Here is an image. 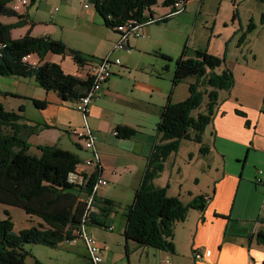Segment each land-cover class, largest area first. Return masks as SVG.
<instances>
[{
    "label": "trees",
    "instance_id": "16d2710c",
    "mask_svg": "<svg viewBox=\"0 0 264 264\" xmlns=\"http://www.w3.org/2000/svg\"><path fill=\"white\" fill-rule=\"evenodd\" d=\"M174 1L165 0L164 5L168 7ZM12 2L13 0H0V16L17 19L11 24L0 22V77L34 79L38 87L46 92L56 93L63 102L72 103L75 107L90 91L91 79L66 74L60 65L46 62V57L50 53L69 55L82 68L102 59L71 49L63 41L50 36L32 35L35 26L33 22L23 37L13 38V30L28 25L29 17L25 13L20 14V10H14ZM73 2L84 3L81 0ZM88 4L102 18L103 26L117 34L118 26L132 18L147 21L152 16L151 8L157 1L89 0ZM234 16H237V10ZM254 28L255 25L251 24L248 31ZM186 50L187 47L174 60L172 84L175 87L189 77L196 80L190 84L189 96L184 101L169 102L161 108L157 124L160 139L148 159L146 172L135 191L133 201L124 210L126 222L122 232L127 243L133 241L144 247L170 253L175 251L173 238L176 225L187 219L190 210L204 211L208 197L200 195L191 203L185 204L179 197L169 196L167 188L157 187L154 180L164 170L166 160L178 152L183 140L201 144V153L205 154L203 135L217 114L219 92L230 91L235 85L234 74L230 69L216 72L224 65V59L203 49L196 50L194 57L190 58ZM112 53L116 52L112 50ZM28 55H35L38 64L32 65L29 61H24V57ZM156 55L166 61H173L161 52H156ZM32 102L40 110L47 106L46 101L32 99ZM202 108L205 112L193 115ZM19 112L9 111L0 103V203L20 208L31 219L38 218L40 221L17 233L10 218L0 220V264H26L29 256L25 250L27 244L50 248H58L65 242L76 244L80 241L76 231L81 227L87 229L89 225H101L112 232L113 227H107L100 219L110 215L117 206L112 199L98 197L99 190L109 182L102 177L103 168L96 142V151L88 149L73 133V130L79 129L70 130L77 148L82 147L92 153V158L85 163L87 166H94L95 170L88 176L78 171L82 164L81 158L61 146L39 145L36 148L38 153L32 154L30 136L53 127L27 119L23 115V107ZM237 114L247 117L246 113L239 110ZM82 115L84 117L83 113ZM246 126H250L249 120L246 121ZM115 132L121 139H131L137 133L127 126H118ZM96 152L99 160H96ZM71 174H76L77 180L81 178L83 182L72 181ZM99 180L107 183L94 192ZM90 199L92 202L88 207ZM258 239L264 244V232L259 233ZM85 257L88 264H93L87 254ZM36 264L41 263L36 261Z\"/></svg>",
    "mask_w": 264,
    "mask_h": 264
},
{
    "label": "crops",
    "instance_id": "0c3cea01",
    "mask_svg": "<svg viewBox=\"0 0 264 264\" xmlns=\"http://www.w3.org/2000/svg\"><path fill=\"white\" fill-rule=\"evenodd\" d=\"M66 1L65 11L60 12L61 15L53 20V25H64L65 20L74 17L83 24L97 22V13L89 4ZM245 5L250 6V0H240L236 8L237 16L231 13L230 17L224 15L220 21L219 17L213 21L210 29L211 37H209L205 47L207 51L215 56L222 57L221 50H217V52L211 50V39L217 32L219 25L223 30L219 37H222L225 43H227L226 39H231V42H233L232 37L239 38L241 36L247 43L246 40L251 36L254 37L255 32H258L259 36L264 34V12H258L255 16L254 8L249 10L245 8ZM168 7L169 9L164 15L171 11V5ZM219 12L220 9L217 14ZM150 15L154 17L164 16L157 15L152 11ZM34 24L35 28L37 24L36 22ZM251 24L255 25V28L248 31ZM53 25L47 26L42 34L32 35L50 36L55 40L63 41L71 49L90 55L84 50L83 46L80 47L78 44L72 43L65 36H57V27ZM147 26L143 29L144 37L140 38L135 45L131 43V52L123 53L124 57L121 64L112 67L113 75L103 86L100 95L93 100L87 117L88 126L96 137V147L103 168L102 177L106 180L107 177L110 179L115 177L117 180L133 181L134 190L140 186L147 169L148 159L155 144H158L160 139L157 124L160 120L161 108L169 102L179 103L184 101L189 96L190 84L196 80L194 78L190 79L183 87H179V85L167 87L154 85L151 81H139L135 77L137 73L135 66L133 67L135 57H140V53L147 50H155L160 47V39L149 28L147 29ZM62 27L64 28V26ZM114 39H116L114 40L115 45L118 35ZM140 41L143 42L140 43ZM229 48L230 46L226 45L225 56H223L225 63L216 72L221 73L226 68L230 69L234 74L235 85L230 91L219 92V108L212 125H210V137L208 139V137L203 136L204 155L211 157L213 161L218 160L215 164L211 186L206 185L205 187L193 189L190 186L186 188L184 185H178L172 188L171 184L165 185L160 182L162 173L154 180L157 187L167 188L169 196L179 197L185 204L191 203L200 195L208 197V203L204 211L192 209L189 211L187 219L176 225L173 238L175 251L173 253L162 252L165 257L170 256L171 263L167 264H263L264 262V244L258 239L259 233L264 232V71L261 72V77H256V56L253 55V61H251L244 55L245 50L254 53L252 47H246L241 52V57H238L236 62L232 63L227 58ZM195 51H193V56ZM182 53L175 56V52L168 51L165 55L171 57L173 59L171 62H174ZM114 54L112 51H108L99 56L95 54L91 56L105 59L109 56L112 57ZM33 59L38 61L37 57ZM240 59L243 63L240 62ZM162 60L152 63L151 70L159 75V79L168 80L169 83H172L174 71L167 65L169 61ZM45 61L60 65L66 74L79 77L87 76L89 65L82 68L69 55L50 53ZM240 66L243 67L241 71L243 80L242 83L240 82L241 87L239 88L236 74ZM146 71H148L147 68ZM166 71H168V74H165ZM121 73L126 75L122 79L123 81L131 80L134 88L139 89V96L125 94V90L120 86L123 81L114 78V76ZM25 82L37 86L34 79L0 77V103L7 110L18 113H20V108L23 107L25 117L30 111V115L28 114L30 119L26 117L27 119L53 127V129H45L38 134L31 135L29 142L32 147L58 145L70 150L82 160L78 171L90 176L95 167L87 166L85 162L92 158V153L82 147L77 148L76 142L69 131L73 127H68V122L65 120L67 114H71L74 123L79 125V115L71 113L68 110L70 104L63 102L54 92H46L43 89V92L39 91L36 88L40 87H35V85H33L35 89L31 93L26 92ZM177 92H179L178 96H176ZM11 97L24 99L33 106L32 99L46 101L47 106L43 110L34 106L39 112L34 111L32 107L28 108L25 102H20L18 106L13 104L11 108H7L6 103ZM124 109L127 112L140 113V119L137 117L133 122L116 120L119 115H127V112L125 114L119 112L124 111ZM237 110L246 113L247 117L237 114ZM247 120L250 121L249 127L246 126ZM118 126L135 129L137 135L131 139H121L118 136L115 139L113 133ZM153 126L154 128H152ZM57 127L59 129L64 127L67 131L63 134V130H61L62 132L58 134L55 144H52L53 142L33 144L32 140L34 138L50 130H58ZM123 142H133V145ZM182 147L183 141L180 144V148ZM200 148L201 146H199V153L203 155ZM170 158L171 156L166 162ZM176 158L173 162H176ZM115 167L117 168L114 169ZM210 167L212 169V166L208 165L209 169ZM119 171L122 173L120 174ZM210 171L213 172V170ZM260 171L263 174L260 175ZM106 226L111 227L108 224ZM201 250L205 252L204 258L196 260L195 254Z\"/></svg>",
    "mask_w": 264,
    "mask_h": 264
},
{
    "label": "rangeland",
    "instance_id": "374dc122",
    "mask_svg": "<svg viewBox=\"0 0 264 264\" xmlns=\"http://www.w3.org/2000/svg\"><path fill=\"white\" fill-rule=\"evenodd\" d=\"M27 1L28 5L26 7H21L19 13L28 14V25L24 26L23 28L13 30L12 36L15 39L23 37L30 29V24L32 22H36L37 24L33 29L32 34H42L47 26L53 25V20H56L58 16L61 15L60 12L65 11L64 5H67L66 0ZM156 1L157 4L151 8V11L160 16L166 14L169 7L164 5L165 0ZM238 1L240 2V0H197L196 2L189 3L183 12L174 16L167 22H161L159 24L147 26L146 28H149L152 33L160 39V47H157L155 50H147L144 53H140V57H135L136 60L133 61V67L135 66L137 72L135 77L139 81H151L154 85H162L167 87L173 86V84L169 83L168 80L159 79V75H156V73L151 70L152 63L155 61H163L156 55V52L165 54L168 51H173L176 54L175 56H179L184 48L187 47V56L192 58L194 57L193 51L199 50L198 48L207 50L205 47L207 46L209 37H211L210 29L213 21L218 17L220 21L224 15L230 17L231 13L234 15L235 10H237V5L239 4ZM201 2L202 4H200ZM245 8H248L249 10L254 8L256 14L255 16H257L258 12H264V1L250 0V6L245 5ZM219 9L220 12L217 14ZM96 20L97 22L93 24H83L74 17L65 20L64 25L53 26L57 27V36H65L68 40H71L72 43L78 44L80 47L83 46L84 50H86V52H88L90 55L95 54L99 56L104 52L112 51L114 47V40H116L114 38H117V35L113 30L103 26L102 18L98 14H96ZM16 21V18L0 16V22L5 24L15 23ZM62 26H64V28ZM221 32H223V30L219 25L217 32L212 36L211 39V50L214 52L221 50L222 57L220 58L224 59L223 56H225V47L226 45H229L230 48L227 58L232 63L236 62L238 57H241V52L246 47H252L254 53L247 52L245 50L244 55L247 56L251 61H253V55L256 56L257 60L255 64L257 73L255 76L258 78L261 77V72L264 71V34L259 36L258 32H255L254 37L251 36L246 40L247 43H245V39L242 36L239 38L232 37L233 42H231V39H226L227 43H225L224 39L219 37ZM138 40L132 41V45H135ZM142 42L143 41H140V43ZM125 52H127V50H122L115 53L111 57L112 60L117 58L123 60V53ZM240 62H242L241 59ZM167 65H169L172 71H174V62H167ZM146 68L148 71H146ZM242 69L243 67L240 66L236 74L238 81L237 85L239 88L241 87L240 82L242 83L243 80V74L241 75ZM165 74H168V71H166ZM125 77L126 75H123V73L114 76L115 79H119L120 81H123L122 79ZM190 79H193V77H189L184 81L185 83H180L179 87L186 85V82H188ZM33 85L29 82H25L26 92L31 93L35 87H37L36 85L35 87ZM120 86L125 90L126 95L134 94L139 96L140 94L139 89L134 88V84L131 83V80L123 81ZM36 89L43 92L41 88ZM178 94L179 92H177L176 96H178ZM20 102H25L28 108L32 107L34 111L39 112V110H36L34 106L30 104V102L24 99H15L13 97L9 98L8 103H6V107L11 108V105L13 104L18 106ZM69 104L70 105L68 107H70V109L68 110L71 111V113H76L79 115L80 123L79 125L75 124L72 115L67 114L65 118V120L68 122L67 126L73 128L76 127L80 130L84 126V117L81 112L75 109L74 104ZM119 112L125 114L127 111L124 109V111ZM199 112H205L204 108L194 112L193 115L196 116ZM28 114L30 115V111ZM28 114L26 116L27 118H29ZM126 114V116H117L116 120L133 122V120H135L137 117L140 119V113L135 114L132 112H127ZM210 127L211 126L207 127L206 132L204 133L205 135H203L204 137H208V139L211 133ZM60 128L61 129L57 127L58 130H50L49 132H45V134L34 138L32 140L33 144L38 142L44 144L53 142L52 144H55L54 142L57 140L58 134L62 132L61 130H63V134H65L67 131V129H64V127ZM152 128H154V126ZM113 136L115 139H117L116 132L113 133ZM123 143L133 145V142ZM199 146L202 145L196 143L195 141L183 140V147L179 148L177 152L178 154H172L169 161L166 162L165 168L161 172L162 176L160 178V182L165 185L171 184L172 188L178 185H184L186 188L190 186L193 189H197L199 187L210 185L215 172V164L218 160L215 159V161H213L211 157L200 154ZM31 153L35 154L38 153V151L36 148L32 147ZM175 157H177L176 162H173ZM208 165L212 166V169L211 167L209 169ZM116 168L117 167L114 169ZM210 170H213V172ZM119 173L121 174L122 172L119 171ZM107 180L109 182L108 185L99 190L98 197L112 199L116 202L117 206L114 207V211L111 212L110 215H107L100 220L103 224L105 223L113 227V231L111 232L101 225L87 226L88 234L92 235L98 241L99 246L102 249V264L171 263L170 257H165L162 251L141 246L133 241H129L128 243L126 242L124 236L122 235L123 225L126 222L124 210L134 199L136 191L133 189L134 182L130 180L127 181L126 179L117 180L115 177H111V179L107 177ZM8 218L11 219L12 223L14 224V230L17 233L31 226H35L37 221H40L38 218L31 219L20 208L0 203V220H6ZM83 245L84 244L81 240L76 244L65 242L58 248H50L37 244H27L25 246V250L29 253V256L26 259V264H36V261H39L41 264H88V260L85 257V254H88V252Z\"/></svg>",
    "mask_w": 264,
    "mask_h": 264
},
{
    "label": "built area",
    "instance_id": "2783aa9c",
    "mask_svg": "<svg viewBox=\"0 0 264 264\" xmlns=\"http://www.w3.org/2000/svg\"><path fill=\"white\" fill-rule=\"evenodd\" d=\"M74 1V0H68ZM84 1L85 4H88L89 0H81ZM197 0H175L171 5V11L162 17L159 16H150V18L142 22L137 18H132L117 28L118 40L116 41L113 52H117L120 50H129L131 51V42L138 40L144 37L143 29L145 26L154 23H160L167 18L174 17L181 12H183L187 5L191 2H196ZM12 7L14 10H20L21 7H26L28 5L27 0H13ZM147 16V13H146ZM35 55H28L24 57V61H29L32 65H37L38 61L34 60ZM120 59L112 60L110 57L102 59L100 61L94 62L88 66L87 77L91 79L92 85L90 91L80 100L78 104L75 105V109L79 110L84 114L85 128L83 130H73L74 135L82 140L88 149L95 150V142L96 137L92 134L90 127L87 123V115L89 111V107L92 104L93 100L99 96V93L102 89L104 83H106L112 77V67L114 65H120ZM96 160H99V155L97 152L95 153ZM259 174H263L262 171ZM72 181L82 183L83 180L81 178L78 179L76 174H71L70 176ZM107 182L103 180H99L98 184L94 188V192H96L99 188H102L106 185ZM92 199L88 201V207L91 206ZM76 235L78 239L83 241L84 246L88 252L89 259L93 262V264H102L103 259L101 256L102 249L99 246L98 241L88 234L87 229L85 227H81L76 231ZM205 252L203 250L197 252L195 254L196 260H202L204 258ZM169 258L170 256H166Z\"/></svg>",
    "mask_w": 264,
    "mask_h": 264
}]
</instances>
